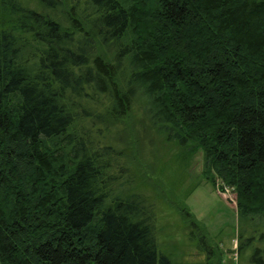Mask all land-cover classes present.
Here are the masks:
<instances>
[{
	"label": "trees",
	"instance_id": "trees-1",
	"mask_svg": "<svg viewBox=\"0 0 264 264\" xmlns=\"http://www.w3.org/2000/svg\"><path fill=\"white\" fill-rule=\"evenodd\" d=\"M136 100L264 264V0H0V264H174L106 134Z\"/></svg>",
	"mask_w": 264,
	"mask_h": 264
},
{
	"label": "rangeland",
	"instance_id": "rangeland-1",
	"mask_svg": "<svg viewBox=\"0 0 264 264\" xmlns=\"http://www.w3.org/2000/svg\"><path fill=\"white\" fill-rule=\"evenodd\" d=\"M108 128L106 134L128 161V190L143 193L157 207L160 252L174 264L246 262L251 248L245 254L238 251L240 233L250 234L256 226L240 221L232 188L206 181L202 149L187 155L176 142L167 141L150 122L141 100Z\"/></svg>",
	"mask_w": 264,
	"mask_h": 264
}]
</instances>
